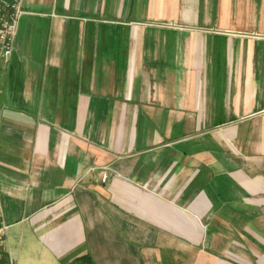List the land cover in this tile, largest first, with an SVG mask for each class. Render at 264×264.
I'll list each match as a JSON object with an SVG mask.
<instances>
[{"label": "crops", "instance_id": "obj_1", "mask_svg": "<svg viewBox=\"0 0 264 264\" xmlns=\"http://www.w3.org/2000/svg\"><path fill=\"white\" fill-rule=\"evenodd\" d=\"M23 10L0 70L11 264H264V0Z\"/></svg>", "mask_w": 264, "mask_h": 264}, {"label": "built area", "instance_id": "obj_2", "mask_svg": "<svg viewBox=\"0 0 264 264\" xmlns=\"http://www.w3.org/2000/svg\"><path fill=\"white\" fill-rule=\"evenodd\" d=\"M23 3L24 0H0V70L11 62L15 53L19 23L25 14ZM107 180L108 175L104 174L102 182ZM8 230L4 207L0 201V264H11Z\"/></svg>", "mask_w": 264, "mask_h": 264}, {"label": "trees", "instance_id": "obj_3", "mask_svg": "<svg viewBox=\"0 0 264 264\" xmlns=\"http://www.w3.org/2000/svg\"><path fill=\"white\" fill-rule=\"evenodd\" d=\"M74 264H94L90 257H84L77 260Z\"/></svg>", "mask_w": 264, "mask_h": 264}, {"label": "rangeland", "instance_id": "obj_4", "mask_svg": "<svg viewBox=\"0 0 264 264\" xmlns=\"http://www.w3.org/2000/svg\"><path fill=\"white\" fill-rule=\"evenodd\" d=\"M1 72V71H0Z\"/></svg>", "mask_w": 264, "mask_h": 264}]
</instances>
